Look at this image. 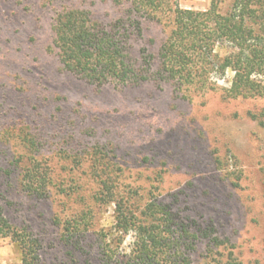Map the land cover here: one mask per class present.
<instances>
[{
    "label": "rangeland",
    "instance_id": "374dc122",
    "mask_svg": "<svg viewBox=\"0 0 264 264\" xmlns=\"http://www.w3.org/2000/svg\"><path fill=\"white\" fill-rule=\"evenodd\" d=\"M173 1L194 10L211 4ZM232 1L221 0L222 12ZM110 2L0 0V205L5 215L38 239L37 264H100L99 232L114 230L115 204L96 201L101 187L93 171L96 152L113 169L118 190L141 198L136 207L155 198L178 199L176 210L203 226L213 224L245 264H264V96L228 95L231 69L212 74L214 89L191 96L170 82L153 80L97 88L66 70L53 45L56 11L77 6L107 20L114 15ZM144 29L135 49L157 54L168 27L145 21ZM23 127L44 140V164L53 174L48 196L18 185L12 161L22 152L17 132ZM65 189L70 199L63 203ZM89 207L93 220L81 248L64 238L57 219ZM132 242L129 233L119 252L130 253ZM22 258L20 244L0 236V264H23Z\"/></svg>",
    "mask_w": 264,
    "mask_h": 264
},
{
    "label": "trees",
    "instance_id": "16d2710c",
    "mask_svg": "<svg viewBox=\"0 0 264 264\" xmlns=\"http://www.w3.org/2000/svg\"><path fill=\"white\" fill-rule=\"evenodd\" d=\"M110 1L114 15L107 20L77 6L56 11L53 45L66 70L97 88L137 86L153 80L170 82L178 92L191 96L214 89L212 74L221 76L231 69L234 78L228 95L264 96L260 78L264 77V0H233L226 12L221 10V0H211L206 10L184 9L173 0ZM145 21L168 27L157 54L145 47L135 49V40L144 36ZM17 136L22 152L12 165L18 185L29 194L48 196L53 174L44 164V140L28 127L20 128ZM93 158V171L101 177L96 201L115 204L114 230L99 232L100 264H245L229 238L219 235L213 224L203 226L176 210L178 199L165 203L155 198L142 209L136 207L141 198L131 191L121 193L113 169L101 163L96 152ZM66 191H61L63 203L70 199ZM57 220L64 238L83 248L92 208ZM129 233L133 234L131 252L122 255L119 246ZM0 236H10L20 244L23 264H37L38 239L15 227L1 205Z\"/></svg>",
    "mask_w": 264,
    "mask_h": 264
}]
</instances>
